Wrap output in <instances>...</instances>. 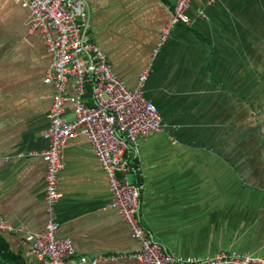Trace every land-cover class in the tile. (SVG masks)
<instances>
[{
  "label": "crops",
  "instance_id": "0c3cea01",
  "mask_svg": "<svg viewBox=\"0 0 264 264\" xmlns=\"http://www.w3.org/2000/svg\"><path fill=\"white\" fill-rule=\"evenodd\" d=\"M177 0H85L88 35L134 89L150 69L145 96L164 131L138 141L143 226L167 253L264 259V0H192L190 26H177L156 53ZM28 9L0 0V264H46L26 241L44 229L45 133L51 63ZM70 79L67 93H75ZM92 103L91 89L84 97ZM65 117L73 120L72 105ZM55 206L58 238L80 256L124 255L99 264H140L141 243L110 208L108 177L90 141L68 142ZM136 179L134 174L129 176ZM5 250V251H4Z\"/></svg>",
  "mask_w": 264,
  "mask_h": 264
},
{
  "label": "built area",
  "instance_id": "2783aa9c",
  "mask_svg": "<svg viewBox=\"0 0 264 264\" xmlns=\"http://www.w3.org/2000/svg\"><path fill=\"white\" fill-rule=\"evenodd\" d=\"M213 3L216 0H206ZM29 10V32L38 33L51 63L44 82L53 89L45 133L49 146L41 157L46 164L45 207L48 221L40 232L26 236L34 256L46 264H99L124 255L80 256L74 260V245L69 238H58L59 223L55 206L60 199L59 176L65 168L64 151L68 142L87 138L103 167L112 195L110 208L129 226L131 236L141 243L131 255L140 264H264V259L246 254L218 253L210 258L182 259L166 252L141 219L142 172L137 166L138 141L164 131L158 107L145 96L150 69L145 70L134 89L128 88L114 72L107 55L88 35L89 15L84 0H15ZM192 0H177L172 18L161 31L156 49L165 45L173 30L190 26ZM70 79L75 80L73 95L67 93ZM91 89L92 103L84 98ZM72 105L73 120L65 117V106ZM136 179L131 181L129 176ZM13 228L0 214V233Z\"/></svg>",
  "mask_w": 264,
  "mask_h": 264
},
{
  "label": "trees",
  "instance_id": "16d2710c",
  "mask_svg": "<svg viewBox=\"0 0 264 264\" xmlns=\"http://www.w3.org/2000/svg\"><path fill=\"white\" fill-rule=\"evenodd\" d=\"M5 251V250H4Z\"/></svg>",
  "mask_w": 264,
  "mask_h": 264
},
{
  "label": "water",
  "instance_id": "95a60500",
  "mask_svg": "<svg viewBox=\"0 0 264 264\" xmlns=\"http://www.w3.org/2000/svg\"><path fill=\"white\" fill-rule=\"evenodd\" d=\"M85 1V0H84Z\"/></svg>",
  "mask_w": 264,
  "mask_h": 264
}]
</instances>
